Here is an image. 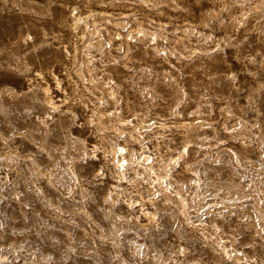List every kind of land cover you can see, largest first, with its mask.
Returning <instances> with one entry per match:
<instances>
[{
	"label": "rangeland",
	"instance_id": "374dc122",
	"mask_svg": "<svg viewBox=\"0 0 264 264\" xmlns=\"http://www.w3.org/2000/svg\"><path fill=\"white\" fill-rule=\"evenodd\" d=\"M0 264H264V0H0Z\"/></svg>",
	"mask_w": 264,
	"mask_h": 264
},
{
	"label": "bare ground",
	"instance_id": "6f19581e",
	"mask_svg": "<svg viewBox=\"0 0 264 264\" xmlns=\"http://www.w3.org/2000/svg\"><path fill=\"white\" fill-rule=\"evenodd\" d=\"M45 90H46V89H45ZM42 91H43V90H42ZM52 105H53V104H52ZM52 105H51V106H52ZM48 106H50V105L48 104ZM123 159H124V158H123ZM120 160H121V159H120Z\"/></svg>",
	"mask_w": 264,
	"mask_h": 264
}]
</instances>
